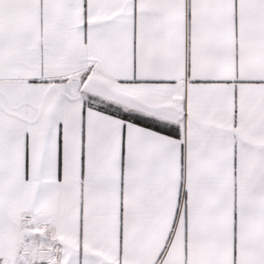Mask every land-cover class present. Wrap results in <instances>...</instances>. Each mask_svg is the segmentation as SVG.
<instances>
[{
  "label": "snow or ice",
  "instance_id": "1",
  "mask_svg": "<svg viewBox=\"0 0 264 264\" xmlns=\"http://www.w3.org/2000/svg\"><path fill=\"white\" fill-rule=\"evenodd\" d=\"M0 264H264V0H0Z\"/></svg>",
  "mask_w": 264,
  "mask_h": 264
}]
</instances>
